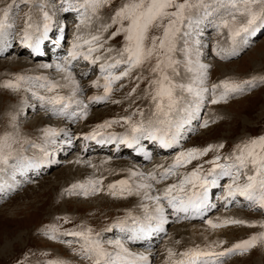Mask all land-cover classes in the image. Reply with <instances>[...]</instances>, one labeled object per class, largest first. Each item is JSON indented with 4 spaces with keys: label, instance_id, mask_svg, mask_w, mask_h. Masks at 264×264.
Masks as SVG:
<instances>
[{
    "label": "rangeland",
    "instance_id": "rangeland-1",
    "mask_svg": "<svg viewBox=\"0 0 264 264\" xmlns=\"http://www.w3.org/2000/svg\"><path fill=\"white\" fill-rule=\"evenodd\" d=\"M125 2L126 0H111L110 4H105L95 14L89 9L87 15L92 16L93 19L85 25L81 24V15L78 16L76 14L78 12L75 13L73 10L78 3H83V0H44L45 10L52 17L51 28H57L62 37L58 34L59 32L58 35L55 34L51 39V41L55 40V44L50 46L46 44L48 39H44V44L42 40L43 50L51 47L56 51L58 49V53H65L63 47L66 40L75 41L77 35L87 38L89 37L87 35L99 33L102 37L101 43L104 44V48L100 49L101 53L109 57L108 60L118 59L117 53L125 44L124 34L110 38L118 25H112L107 31H103L101 26L110 24L115 11ZM209 2L211 7L207 14L203 10L193 11L191 26L189 27L185 22L182 29V33L187 32L188 35H181L177 41L178 50L174 56L180 61L179 74L174 75L173 79L177 85L185 87L183 89L178 87L175 91L178 103L170 115L169 122L160 124L153 115L155 103L152 100V94L155 86L150 84V81L156 78V75L149 70L155 63L154 59L142 67L133 69L130 75L115 81L108 101L97 103L93 100L91 104V96L101 93H97V90L103 88L104 81L100 78V86H95L91 83L98 77L95 68L89 71V67L86 68V61L79 63L76 60V67L72 70L80 72V76L76 75L78 82L81 84L85 81L88 86L76 93L81 96L77 98L80 101L78 107L83 103L86 106L82 108L87 112L86 118L75 122L58 114L52 115L46 109L47 106L53 110L63 106L49 104L35 95L39 93L51 96L57 94V90L60 95H64L68 86L50 93L46 87H41L44 81L25 79L18 88L5 87L7 80L15 82L17 76L44 77L47 81L60 85H63L61 82L65 81V73L56 68V64L63 63L54 61L60 57V54L54 57L53 51L48 59L41 54L32 56L27 48L22 49L17 37L21 38L19 33L24 28L26 14L31 13L33 20L41 25V32L43 20L38 4H26L16 0L9 14V23L14 27L6 28L4 34L0 36V42L9 41L8 47L0 48V137L7 135L10 137L8 142L12 145L7 164L0 163V173L5 174L7 165L9 166L10 163L17 164L24 161L20 160L27 157L21 152H25L26 149L33 150L32 154L35 157L42 154L41 151L47 153L53 163H46L47 155H44L45 158L42 161L36 162L41 168L46 165L47 169L44 167L38 174L35 171L26 174L23 176L24 180L18 182V186L11 185L5 190L0 189V247L8 244V247L0 252V264H52L54 261H62L63 264H91V260L80 251L83 239L65 235L66 232L83 231L89 228L92 229L93 236L99 239L110 252L118 250L114 242L119 240L131 253L129 260L132 264H166L177 258L187 248L197 246L207 248L218 241H225L216 248L223 251L230 245L264 232V227L261 226L264 224V209L250 207L247 200L241 202L235 200L228 207L224 204V199L217 198L218 193L214 194L217 191L226 194V185L232 181L225 179L216 184L220 188L212 194L218 206L214 208L216 210L212 209L200 218L175 220L168 211L165 212L168 208L167 201L166 204L162 201L164 212L170 217L169 222L162 224L166 231L162 238L154 242L155 246L138 238H131L134 232L138 233L137 237L144 235V240L149 238L150 229L146 228L143 233L139 226H135L138 222L145 224V222L152 223L156 220L154 223H160L157 219L159 214L155 212V201L146 199V193L156 196L167 185L177 183L181 173L191 172L194 169L191 168L192 166L196 167L203 163V170H207L206 167L209 168V164L203 161H209L208 156H222V154L233 156L238 145L264 136V83L257 80L254 85H244L243 92L232 93L227 100H221L216 104L211 103L214 84L220 85L222 81L242 83L254 77L264 76V26L258 27L254 35L241 34L233 42L228 36V29L219 27L221 19L227 18L228 12L231 11L227 0H209ZM10 3L12 0H0V9ZM65 9L69 10L65 11ZM205 17L208 21L204 20ZM226 33L228 40L225 38ZM0 46L3 45L0 44ZM185 47L190 51L186 53L180 50ZM108 48L113 49L109 55H107L109 52L105 51ZM46 53L51 54L49 50ZM188 59H191L193 69H199L200 65L205 66L202 70V82L201 78H198L200 72L188 71ZM69 60L71 61L70 58ZM47 63L50 64L48 69L38 66ZM122 65L124 64H120L119 67ZM82 67L86 70H81ZM125 68L126 65L121 69H115L114 72H122ZM44 72H47V75ZM169 74H172L171 70ZM189 85L193 88L192 92L187 91ZM69 86L72 85L69 84ZM196 89H207V91L203 92L202 96H197ZM223 91L221 86L215 90V95L219 97ZM86 96H88V105L85 102ZM35 101L42 102V107L37 106ZM72 106L73 103L69 106L71 111H78L75 106ZM22 109L23 112H21ZM17 111L19 116L15 117ZM127 113L130 114L127 117H131V123L143 121V131L131 133V127L127 126L129 123L124 121V117L119 116ZM205 120L209 121L207 127L203 126ZM106 121H118L112 123L110 127L101 129L118 128L112 132L120 137L118 141L120 144L129 148L111 152L115 144L113 143L110 150L108 147L98 149L92 147L90 151H83L82 139L75 137L77 131H80L78 124H86L84 129H88L91 125L97 127ZM149 121L152 123L149 124ZM60 128L70 129L71 137H74L72 146L66 138L64 140ZM47 130H51V134L45 135ZM149 133L163 137L168 142L178 136L179 143L176 150L165 151L162 156L155 157L156 154L161 153L159 151H162L158 147L160 139L149 138ZM133 135L155 140L156 144L145 145L152 150L153 157L150 163L148 162L150 159L144 161L133 155L131 149L135 146L134 142L131 146L123 142L126 137L131 138ZM112 142H114L113 139L110 143ZM94 143L97 142L92 144ZM33 144L40 147H33ZM219 144H223V148L210 151L199 160L179 168L177 175L162 179L159 183L149 179V171L152 172L154 169V173H158L159 178V174L171 165L175 156L184 149ZM127 149L129 152L126 151ZM8 153L9 149L5 148L4 154ZM26 154L31 156L28 151ZM19 155L20 158H17ZM77 157L80 158L78 161L75 160ZM102 158L109 160L108 163L112 161L109 164H114V167L105 164L106 167L99 170L96 165L101 163ZM153 158L158 159L152 162ZM147 162L148 165H145ZM69 167H73L71 171H68ZM130 172L136 175L133 176ZM121 180L128 181L132 187V194L129 195L127 192L124 195L120 194L121 186L117 182ZM90 181L100 182L96 185L99 191H92ZM145 183L152 184V188L137 189V185ZM81 184L88 190L87 195L84 194V189L72 188L73 185ZM111 184H116V188L111 190L115 191L116 195L110 194L108 186ZM117 189L119 191H116ZM226 211L227 216L224 214ZM228 218L245 220L254 223V226L228 225L213 229L207 223L208 220L219 223ZM196 230L207 231L209 235H206L207 238L204 240L195 238L198 234L195 233ZM169 249L176 253L174 257H169ZM141 257L147 259H141ZM147 261L149 263H146ZM221 264H264V243H259L247 253L237 252L222 257Z\"/></svg>",
    "mask_w": 264,
    "mask_h": 264
},
{
    "label": "snow or ice",
    "instance_id": "snow-or-ice-1",
    "mask_svg": "<svg viewBox=\"0 0 264 264\" xmlns=\"http://www.w3.org/2000/svg\"><path fill=\"white\" fill-rule=\"evenodd\" d=\"M20 2L34 5L38 4L39 6L43 20V31L41 32V25L33 20L31 13L26 14L23 28L24 43L38 52L40 43L43 39L47 38V34L51 29L52 17L45 10L44 0H20ZM110 3L111 0H83L80 8H84L85 12L81 13V24L87 25L92 21L93 17L87 15L89 9L95 14L105 4ZM227 3L231 11L228 12L227 18L221 20L219 27L228 29L229 36L233 42L241 34L254 35L258 27L264 26V0H227ZM15 4L16 0H12V3L0 9V12H2L0 14V36L4 34L6 28L14 27L13 24L9 23V14ZM210 7L209 0H126L111 17V23L101 26L103 31H107L112 25H118L110 38H114L121 33L124 34L125 44L119 51V58H110L114 59V63L104 60V57L101 55H93V53H97L100 49L104 48V44L101 43L102 37L99 33L89 35L87 38L77 35L72 49L69 52V58L71 60L82 56L84 60L89 61L93 65L98 61L104 60L99 65L101 73H106L103 84L104 95L91 99L97 101L106 99L112 91L114 81L130 75L133 69L142 67L154 59L155 63L149 69L151 73L156 75V78L150 81V84L155 86L152 94V100L155 103L153 115L156 117L158 123L167 124L171 113L178 103L175 91L178 87L181 89L185 87L184 85H177L173 79L174 75L179 74L178 66L180 61L175 59L174 56L178 50L177 41L181 35H188L187 32L182 33V29L185 22L188 23L189 27L191 26L193 11L203 10L207 14ZM68 10L65 9V11ZM73 10L79 11V8ZM37 33L39 35L35 36L33 42L34 34ZM84 45L88 46L86 52L80 50ZM180 50L186 53L190 51L186 47ZM105 51L112 52L113 49L108 48ZM69 58H65L63 64H56V68L65 73L64 79L68 82L67 84L60 85L49 82L44 77L25 78L23 76H17L15 82L7 81L4 86L18 88L20 83L25 79H34L44 81L41 87H46L47 91L51 93L58 88L67 87L70 84L72 85V94L70 96H63L58 93L47 96L35 93L42 101H47L53 105H62V109L56 114L66 115V110L72 103H80L74 97L81 90L79 82L75 79L71 71ZM120 64L126 65L125 70L120 72L119 75H113L110 70ZM187 65L188 71L200 72V77L198 78H201L202 82V70L205 66L200 65L199 69H193L191 67V59H188ZM48 66L50 67V65ZM169 70H171V75L169 74ZM257 80L260 83H264V76L259 78L254 77L242 83L222 81L220 85L214 84L212 86L213 97L211 103L216 104L221 100H227L230 94L243 92L244 85H254ZM93 83L97 87L100 86L99 81H94ZM221 86L224 91L217 97L215 90ZM187 91H193L191 85L187 87ZM195 91L197 96H202V93L206 92L207 89H196ZM72 115L76 116L77 113H72ZM82 115H87L86 110ZM141 115H143L142 112ZM123 119L131 125V133L135 134L144 130L143 121L140 123H131V117H124ZM116 122L118 121H106L97 127H110L112 123ZM151 123L152 121H149V124ZM208 123L209 121L205 120L203 126L207 127ZM49 134H51V130H47L45 133V135ZM95 135L93 133L89 138L94 139ZM149 138L160 139L165 147L172 146L163 137H159L153 133H149ZM9 139L10 137L7 135L0 137V163L3 164H7L9 156L11 155L12 145L8 142ZM134 141L135 135L131 138L126 137L123 142L131 146ZM33 147H40V145L33 144ZM5 148L9 149L7 155L4 154ZM219 148H223V144L209 145L204 148L193 147L181 151L174 158L173 163L159 174V178L155 173H149V179L159 183L162 179L177 175L179 168L186 167L194 160H199L210 151ZM221 159L220 155H216L213 159L206 161L205 163L211 165L206 172L203 170V165L198 164L191 172L181 173V178L177 183L167 185L156 196H151L146 193V199L155 201V212L159 214L157 219H159L160 223L157 225V230H162V224L166 222L163 215L164 205L162 201H167V204L177 213L183 212L188 214L192 212L199 215L210 206L208 203L209 189L216 186L221 176H228L232 181L226 185V200L228 198H235L238 195L249 201L250 207L264 209V136L253 138L244 142L242 145H238L237 151L233 156L223 158L225 163H220ZM133 174L136 175V173ZM89 183L92 185L93 192L99 191V188L96 187L100 183L99 181H90ZM117 184L121 186V195H124L125 192L129 195L132 194V187L128 184V181L121 180ZM152 186V184L145 183L137 185L136 187L137 189H151ZM78 187L84 189L85 195L88 194L85 185L72 186L73 189ZM108 187L111 195L117 194L115 191H111L116 188V184H111ZM145 207L147 210V206ZM207 223L213 229L228 225L254 226V223L232 218L224 219L219 223L208 220ZM261 226L264 227V224ZM65 235L81 237L83 239L80 251L86 258L91 260V264H132L129 260L131 253H129L128 249L119 240L114 242L118 250L110 252L99 239L93 236L92 229L90 228L83 231L66 232ZM224 243L225 241H218L213 242V244L207 246L205 249H201L199 246L187 249L179 254L181 259L173 260L172 264H221L222 257L237 252L241 254L247 253L259 243H264V232L254 234L248 239L237 242L223 251L215 250ZM168 255L169 257H174L176 253L169 249ZM141 259L146 260L147 258L141 257ZM52 264H63V262L54 261Z\"/></svg>",
    "mask_w": 264,
    "mask_h": 264
},
{
    "label": "bare ground",
    "instance_id": "bare-ground-1",
    "mask_svg": "<svg viewBox=\"0 0 264 264\" xmlns=\"http://www.w3.org/2000/svg\"><path fill=\"white\" fill-rule=\"evenodd\" d=\"M79 4V3H78ZM76 5L77 7H74V9H77V8H79V10H80V6L79 5ZM74 6V5H73ZM83 9V8H82ZM74 12H76V11H74ZM76 14H78V13H76ZM77 18H78V16H76ZM204 20H206V21H208L207 20V18L205 17L204 18ZM222 20V19H221ZM207 23V22H206ZM203 26V25H202ZM59 30L57 29V28H54L53 29V27L50 29V31L48 32V34H47V36H48V42L46 43L47 45H54L55 44V40H52L51 41V39L53 38V36L56 34V35H58V34H60V36L62 35L61 34V32H59ZM21 33H22V31H21ZM58 33V34H57ZM34 35H38V33L37 34H34ZM228 36H229V34H228ZM20 37L22 38L23 36L22 35H20ZM58 38V37H57ZM225 38L227 39V33L225 34ZM225 38H224V41H225ZM59 39V38H58ZM228 40V39H227ZM224 41L222 42V43H224ZM59 42H60V39H59ZM58 42V43H59ZM228 42V41H227ZM45 42H44V39H43V44H44ZM0 44L1 45H3V46H0V48H2L3 47V49L4 48H6V47H8V44H9V41H7V42H0ZM42 44V42L40 43V47H42L43 45H41ZM227 46V45H226ZM51 48V47H50ZM60 48V47H59ZM225 48V47H224ZM22 49H24V48H22ZM26 50V49H25ZM47 50H49L50 52H51V54L50 53H46L47 52ZM63 50H64V47H63ZM54 52L56 53V54H54V57H58V55L59 54H61L62 55V53H58L59 51H58V49H57V51L56 50H54ZM69 52V51H68ZM52 53H53V51L51 50V49H49L48 47H47V49L45 50V57L46 58H48V59H50V56L52 55ZM32 56H38V55H32ZM61 57V56H60ZM60 57L56 60V59H54V61H60V62H62V63H64V61H65V58H69V53L67 54V56L62 60V59H60ZM46 58H44V60L46 59ZM76 60H78L79 61V63H80V61H82V62H84V61H86V60H84L83 59V57H77V59H75V60H71L70 61V67H71V71L73 72V74H74V76H75V79L78 81V77L76 76V75H79L80 74V72H78V71H74V70H72V68L74 69L75 67H76V63H75V61ZM109 62H112V63H114V60H108ZM86 68L87 67H89V71H91V70H93L94 68H95V66L93 65V64H90V62L89 61H86ZM48 65H50V64H46V65H38L39 67H46L47 69L49 68V66ZM37 66V67H38ZM122 67H124V65H122L121 67H119V65L116 67V68H113V71L115 70V69H121ZM83 68V67H82ZM81 68V70H86V68H83L82 69ZM95 70H96V68H95ZM48 72V71H47ZM47 72H44V73H46V75H47ZM80 76V75H79ZM98 76V75H97ZM191 76V75H190ZM50 77V76H49ZM77 77V78H76ZM100 80V77L98 76L95 80H93V81H91V83H93L94 81H99ZM8 81V80H7ZM50 82V81H49ZM68 82L65 80V81H63V82H61V84H67ZM94 84V83H93ZM103 84H104V82H103ZM114 84H115V81L113 82V84H112V86H114ZM79 85H80V89L82 90V89H84L86 86H88L87 85V83H85V81H82L81 82V84L79 83ZM103 86V85H102ZM62 88V87H61ZM63 89H64V87H63ZM100 89H103V88H98V92L97 93H99L100 92ZM104 90V89H103ZM20 91H22V89L20 90ZM56 92H58V94H59V91L57 90ZM55 92V93H56ZM54 93V94H55ZM44 94H46V93H44ZM72 94V86H68V88H67V90H65V94L63 95V96H70ZM49 95V94H48ZM104 95V93H100V94H96V95H92L91 96V98H93V97H101V96H103ZM81 96L80 95H75V97H74V99L75 100H78L77 98H80ZM110 98H109V95H108V97L106 98V99H104V100H99V101H97V100H95V102H97V103H101V102H103V101H108ZM94 99H91L90 100V104L92 103V101H93ZM79 101V100H78ZM36 103V105L37 106H40V107H42V102H40V101H35ZM85 102H86V104L88 105V96H86V99H85ZM30 103V102H29ZM56 105H60V104H56ZM13 107H14V104L12 105ZM73 106H75V108H77L78 109V111H71L70 109L71 108H68L67 110H66V112H67V114L66 115H60L61 117H63V118H65V119H67V120H69V121H72V122H75L76 120H85V118H86V116H83L82 115V113L84 112L83 111V109L82 108H84L85 107V104L83 103V104H81L79 107H78V104L77 103H73ZM72 106V107H73ZM27 108H29V106H27ZM20 109V108H19ZM46 109H48L51 113H52V115H54V114H56L57 112H59L61 109H62V107H58V108H56V109H54L55 110V112H54V110L51 108V107H49V106H47L46 107ZM45 109V110H46ZM21 112H23V109L21 110ZM72 113H77V115L76 116H73L72 115ZM22 114V113H21ZM17 116H19V113H18V111L15 113V117H17ZM89 119V118H88ZM44 121V120H43ZM83 122V121H82ZM52 125V124H51ZM43 126H45V124H44V122H43ZM86 126V124H78V130H80V131H77V133H76V135H75V137L77 136L78 138L80 137L81 139H82V142H81V147H82V150L83 151H90L91 150V148L92 147H94V148H96V149H98V148H105V147H108V149L110 150V146L113 144V143H115V144H117L118 145V148H116V147H114L115 146V144H114V148L112 149V151L111 152H116V150L117 149H120V150H122L123 148H125V147H128V146H124V145H122V144H120L118 141H119V139H120V137L118 136V135H116V133H114V132H110L109 134H114V135H116V136H106V135H100V134H98V135H95V138L94 139H92V138H89L92 134L90 133V134H88L89 132H86V131H88L87 129H84V127ZM82 128L84 129V130H82ZM86 128V127H85ZM61 130L60 131H62L61 133H62V136L64 137V140H65V138L68 140V143L70 144V146H72V140H73V138L74 137H71V133H70V129L69 128H60ZM59 130V129H58ZM57 130V131H58ZM65 131H67V132H65ZM59 133V132H58ZM57 133V134H58ZM43 138V137H42ZM53 138H54V136H53ZM84 138V139H83ZM104 138H106V139H104ZM177 139V141H176V139ZM174 138V140L173 141H169L171 144H172V146L171 147H169V148H164V147H162L161 146V140H160V143H158V147H160V149H162V151H159V152H161V153H159V154H156V156L155 157H157L158 155L159 156H162L164 153L163 152H165V151H167V152H172V151H174V150H176V148H177V145H178V136L177 137H175ZM36 139V138H35ZM45 139V138H44ZM112 139H113V141L114 142H112V143H110V141H112ZM98 141H105V142H103V143H100V142H98ZM93 142H97V143H94V144H92ZM105 143V144H104ZM109 144V145H108ZM134 144H135V146L133 147V148H137L139 151H141L142 153H143V155H139V154H137V153H134L133 155L135 156V157H139V158H141L142 160H144V161H146V160H149L148 162L150 163V161H151V158L153 157L152 156V150L150 149V148H146L145 147V145H153V144H156V142H155V140L153 141V140H149V139H143L142 137H135V141H134ZM102 145V146H101ZM129 148V147H128ZM26 151H28L30 154H31V156H28L27 154H26ZM126 151H128L129 152V150L127 149ZM20 152H21V150H20ZM37 152V151H36ZM25 154L26 155V157L27 158H25L24 157V155H22L24 158H22L20 161H22V160H24V161H22V162H20V163H17V164H11L10 163V165L8 166L7 165V169H6V172H4L5 174H1V173H3V172H1L0 173V189H2V190H5L6 188H9L11 185H17L18 186V182H20V181H23L24 180V177L23 176H25L26 174L28 175V174H31V173H33L32 171H35L36 172V174H38L39 172H42L43 171V168L44 167H46V165H44V167L43 168H41V166L39 165V164H37V160H40V161H42L44 158H45V156L47 155V153H45V152H42L41 151V153L42 154H40L38 157H35V155H33L32 153H34L33 152V150H31V149H26L25 150V152H21V154ZM45 155V156H44ZM47 158H45V162L47 163V162H50V163H53V161L51 160V158H50V155H47L46 156ZM146 157H149V158H147L146 160H145V158ZM17 158H20V155L19 156H17ZM80 158H76L75 160L76 161H78ZM157 159L158 158H154L153 160H152V162L154 161V162H156L157 161ZM18 160V159H17ZM33 161H35V162H33ZM107 161H109V160H104L103 158H102V160H101V163L100 164H98V165H96V167L99 169V170H101V169H103V168H105L106 166H105V164H108L109 166L111 165V166H113L114 167V164H109V163H112V161H110L109 163L107 162ZM83 161H81V163H82ZM143 162V161H142ZM148 162L145 164V165H148ZM121 164H124V163H122L121 162ZM33 166H35V167H33ZM112 167V168H113ZM5 168V167H4ZM34 168V169H33ZM72 168L73 167H69V168H67L68 169V171H71L72 170ZM46 169H47V167H46ZM129 171V170H128ZM130 171H131V169H130ZM152 172H154V169H153V171ZM23 174V175H22ZM130 174L131 175H133L134 176V174L132 173V172H130ZM225 179H228V180H231V178L230 177H228V176H221L220 178H219V180H218V183H219V181H223V180H225ZM218 188H220V187H217V186H214V187H212V188H210L209 189V195H208V203H209V207H207L204 211L205 212H207V211H209V210H211V209H214V208H217L218 206H217V204H216V202H213L212 200H213V198H212V194L218 189ZM116 191H119L118 189L116 190ZM210 194H211V196H210ZM235 201V199L234 198H228V200H226V199H224V204H226L227 206L228 205H230L232 202H234ZM165 204H166V201H165ZM171 209L168 207V208H166L165 209V212L166 211H168V213L171 215V217H173V216H175L174 215V213H172L171 211H170ZM214 210H216V209H214ZM165 212L163 213V215H164V218H165V221L167 222H169V220H170V217L167 215V213L165 214ZM227 211L226 212H224V214L227 216ZM191 213H188V215H190ZM183 215V214H182ZM230 215V214H229ZM176 218H177V216H175V220H176ZM223 218H224V216H223ZM151 219H154V218H152L151 217ZM178 219V218H177ZM156 221V220H155ZM154 221V222H155ZM154 222H152V223H146L145 222V224H142L141 222H138L137 224H135V226L137 225V226H139L140 228H141V230L143 231V233H144V230H146V228H148V230L150 229V232H149V238H148V240H144L143 239V237H144V235H142V236H139V237H137V235H138V233L136 232H134V235L131 237L132 239H134V238H138V240H141V241H144V242H147V243H150L151 244V246H155V241L157 240V239H161L162 238V236L165 234V230L163 229V227H162V230H157V225L159 224V223H154ZM159 222V221H158ZM133 227H135L134 226V224H131ZM203 227V226H202ZM153 229V230H152ZM204 229V228H203ZM206 229V228H205ZM147 230V231H148ZM200 231H197L196 230V232L195 233H198L197 234V236L195 237V238H202L203 240L204 239H206L207 237H206V235H209V234H207V231H201L200 233H199ZM213 233V232H212ZM8 247V244H6V246L4 247V246H1L0 247V252L3 250V249H5V248H7ZM155 248V247H154ZM176 258H174V259H172V260H170L169 262H167L166 264H169V263H171V262H173V260H175ZM146 263H149L148 261L146 262Z\"/></svg>",
    "mask_w": 264,
    "mask_h": 264
}]
</instances>
